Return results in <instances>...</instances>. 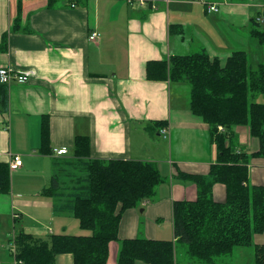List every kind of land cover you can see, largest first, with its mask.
Segmentation results:
<instances>
[{"label": "crops", "instance_id": "1", "mask_svg": "<svg viewBox=\"0 0 264 264\" xmlns=\"http://www.w3.org/2000/svg\"><path fill=\"white\" fill-rule=\"evenodd\" d=\"M208 4L219 11H209ZM255 16L264 20V4L258 0H0V66L30 73L25 83H0V162L10 164L16 154L23 159L12 170L10 193L0 192V212L13 215L9 238L19 229L67 233L74 214L58 207L67 197L57 199L42 190L62 170V162L68 163L75 139L83 135L90 139L92 157L151 160L163 177L152 199L124 211L107 264H118L123 239H175L174 201L198 196L197 185L178 173L207 175L218 149L209 124L191 110L189 84L150 79L147 64L204 49L222 62L246 50L251 64L258 65L264 62V44L250 32ZM172 25L181 31L171 30ZM94 31L99 36L91 40ZM117 43L122 52L117 53ZM103 44L111 49L106 56ZM45 118L53 148L49 154L40 151ZM234 131L238 150L259 149L248 126ZM62 147L68 153L54 152ZM249 183L264 185V157H252ZM226 197V186L216 183L213 198L223 202ZM254 242L264 244V232ZM57 264H74V257L63 253Z\"/></svg>", "mask_w": 264, "mask_h": 264}, {"label": "trees", "instance_id": "2", "mask_svg": "<svg viewBox=\"0 0 264 264\" xmlns=\"http://www.w3.org/2000/svg\"><path fill=\"white\" fill-rule=\"evenodd\" d=\"M262 21V17H253L250 32L264 44V30L259 28ZM172 28L181 31L179 26ZM147 74L150 79L190 84L191 110L209 124L218 158L207 175L179 171V178L197 185L198 196L195 200L174 201L175 239H123L118 264H179L178 244L182 246L179 251L189 256V264H216L241 247L253 248L254 264H264V244L254 242V236L264 232V185L249 183L252 157H264V102L253 100L257 93H264V62L253 67L246 50H236L222 62L202 49L149 61ZM1 101L5 109L7 96ZM155 125L167 123L157 121ZM236 126H248L250 134L258 138L256 152L238 150ZM50 139V124L45 118L41 152L53 153ZM68 158V165L80 167L83 173L75 176L62 168L75 183L69 188L54 176L42 193L57 199L67 197L58 207L74 214L80 227L90 232L38 235L19 229L11 240L15 264H56L61 253H71L74 264H107L110 243L119 239L124 211L152 199L163 181L154 161L92 157L88 136H77L73 155ZM216 183L226 186L223 202L213 198ZM11 186L10 164L0 162V192L10 193Z\"/></svg>", "mask_w": 264, "mask_h": 264}, {"label": "rangeland", "instance_id": "3", "mask_svg": "<svg viewBox=\"0 0 264 264\" xmlns=\"http://www.w3.org/2000/svg\"><path fill=\"white\" fill-rule=\"evenodd\" d=\"M258 2H262L264 4V0H258ZM259 28L264 30V20L260 23ZM116 46V51L117 53L122 52V48L121 46H119V43L115 44ZM103 53L106 56V54L108 52L111 51V49H109V45L103 44ZM255 57L260 59L261 57V52H255L254 53ZM255 62V61H254ZM252 62V66L256 67L257 63ZM189 84V83H188ZM189 88H191L190 84H189ZM191 91V90H190ZM190 95L191 92H189L188 94V99L190 100ZM187 98V97H186ZM254 101L257 102H264V93H257L254 97H253ZM73 154L71 153L70 155H68L69 157L72 156ZM68 159V158H67ZM60 168H67V170H71L72 173L76 175H81V173H83V171L80 170V167H72L69 166L67 162H62V164L60 165ZM50 169V167L48 166V170ZM56 175L59 179V182L63 185V186H68L69 188L71 187V185L73 183H75V179H73L72 177L68 176L63 170H58L56 171ZM74 176V175H73ZM74 176V177H75ZM52 178L49 177V182L48 185L50 186L52 184ZM2 206V203L0 202V207ZM13 218V215H7L5 214V212H0V264H3V262H7L10 261V264H15V257L11 254V250L14 247L13 242L11 241L12 238L14 236L11 235V237L9 238V231L13 230L12 226L10 225V220ZM69 223H70V228L67 231V233L70 234H79V233H89V230H85L82 229L79 225V221L78 219L72 215L71 219H69ZM74 222V223H73ZM52 224V222H51ZM49 225V224H48ZM168 226V229H170ZM79 229V231L81 230V232H77L75 230ZM167 229V228H166ZM167 229V230H168ZM48 231H50L48 229ZM84 231V232H83ZM169 233V230H168ZM49 234V233H48ZM46 235V234H45ZM180 262L179 264H189L188 260H190L189 256L183 251L180 250ZM254 249L251 247H241L236 249L232 255L230 256H224L222 257L221 260H219L216 264H254ZM63 254V253H61ZM61 254H58L56 257V264L58 262V258L59 256H61ZM197 264H205V263H197Z\"/></svg>", "mask_w": 264, "mask_h": 264}, {"label": "built area", "instance_id": "4", "mask_svg": "<svg viewBox=\"0 0 264 264\" xmlns=\"http://www.w3.org/2000/svg\"><path fill=\"white\" fill-rule=\"evenodd\" d=\"M134 1V0H129ZM144 2V0H139ZM209 11H219V7L216 4H208ZM99 36L97 31L92 32L90 39L95 40ZM30 73L29 72H16L7 66H0V83L2 84H10L12 81L16 80L20 83H25L29 80ZM223 127L220 126V130ZM162 133H166L165 129H162ZM54 152L58 155H63L68 153V148H56ZM23 165V159L20 155L16 154L13 155L10 161V168L11 170H16ZM14 249V247H13Z\"/></svg>", "mask_w": 264, "mask_h": 264}]
</instances>
